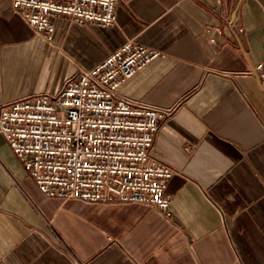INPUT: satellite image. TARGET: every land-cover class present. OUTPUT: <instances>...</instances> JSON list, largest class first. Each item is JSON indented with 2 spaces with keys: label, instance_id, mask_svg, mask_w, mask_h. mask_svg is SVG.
<instances>
[{
  "label": "crops",
  "instance_id": "obj_1",
  "mask_svg": "<svg viewBox=\"0 0 264 264\" xmlns=\"http://www.w3.org/2000/svg\"><path fill=\"white\" fill-rule=\"evenodd\" d=\"M55 24L49 44L0 0V110L129 42L161 52L120 93L175 109L153 149L178 170L170 212L46 198L0 134V263L264 264V0H120L111 27Z\"/></svg>",
  "mask_w": 264,
  "mask_h": 264
},
{
  "label": "built area",
  "instance_id": "obj_2",
  "mask_svg": "<svg viewBox=\"0 0 264 264\" xmlns=\"http://www.w3.org/2000/svg\"><path fill=\"white\" fill-rule=\"evenodd\" d=\"M120 0H12L14 12L49 44L55 19L111 27ZM161 52L129 42L80 69L55 94L27 96L0 110V134L46 198L136 204L169 216L168 182L178 170L154 144L175 112L125 97L120 89ZM264 93V62L256 67ZM1 264V263H0Z\"/></svg>",
  "mask_w": 264,
  "mask_h": 264
}]
</instances>
